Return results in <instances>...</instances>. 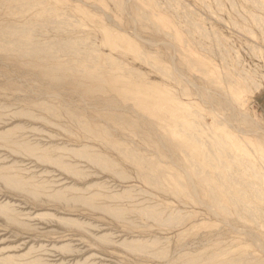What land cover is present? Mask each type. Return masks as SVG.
<instances>
[{
	"label": "rangeland",
	"instance_id": "obj_1",
	"mask_svg": "<svg viewBox=\"0 0 264 264\" xmlns=\"http://www.w3.org/2000/svg\"><path fill=\"white\" fill-rule=\"evenodd\" d=\"M251 119L264 0H0V264H264Z\"/></svg>",
	"mask_w": 264,
	"mask_h": 264
},
{
	"label": "bare ground",
	"instance_id": "obj_2",
	"mask_svg": "<svg viewBox=\"0 0 264 264\" xmlns=\"http://www.w3.org/2000/svg\"><path fill=\"white\" fill-rule=\"evenodd\" d=\"M129 47H131V43L129 44ZM207 64V63H206ZM214 71V70H213ZM231 82V81H230ZM233 82V81H232ZM234 84V83H233ZM255 84V83H254ZM230 85V84H229ZM262 86V85H261ZM234 87V86H233ZM228 98V97H227ZM230 101V100H229ZM188 109V108H187ZM188 111H189V109H188ZM242 114V113H241ZM244 115V114H243ZM242 115V116H243ZM248 116V115H247ZM248 117H250V115L248 116ZM244 119V118H243ZM257 126H258V128H259V130H260V132H262L263 133V137H264V128L255 120V119H251ZM229 143V142H228ZM230 144H231V142H230ZM234 144V143H233ZM232 145V144H231ZM245 152V151H244ZM80 200H82V201H85L83 198H79Z\"/></svg>",
	"mask_w": 264,
	"mask_h": 264
}]
</instances>
